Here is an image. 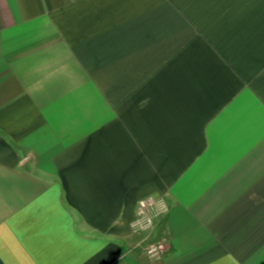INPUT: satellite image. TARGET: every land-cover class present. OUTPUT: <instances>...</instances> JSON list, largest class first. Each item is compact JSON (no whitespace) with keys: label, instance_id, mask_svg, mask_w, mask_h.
<instances>
[{"label":"crops","instance_id":"0c3cea01","mask_svg":"<svg viewBox=\"0 0 264 264\" xmlns=\"http://www.w3.org/2000/svg\"><path fill=\"white\" fill-rule=\"evenodd\" d=\"M0 264H264V0H0Z\"/></svg>","mask_w":264,"mask_h":264},{"label":"built area","instance_id":"2783aa9c","mask_svg":"<svg viewBox=\"0 0 264 264\" xmlns=\"http://www.w3.org/2000/svg\"><path fill=\"white\" fill-rule=\"evenodd\" d=\"M155 202L152 200L141 201L139 204L138 219L136 222V228L143 229L152 226L153 219L156 217ZM162 250V246H151L147 250V254L153 258L156 257L159 251Z\"/></svg>","mask_w":264,"mask_h":264},{"label":"rangeland","instance_id":"374dc122","mask_svg":"<svg viewBox=\"0 0 264 264\" xmlns=\"http://www.w3.org/2000/svg\"><path fill=\"white\" fill-rule=\"evenodd\" d=\"M145 230H147V229H143L142 231H145Z\"/></svg>","mask_w":264,"mask_h":264}]
</instances>
